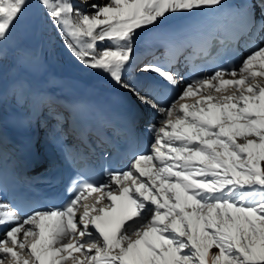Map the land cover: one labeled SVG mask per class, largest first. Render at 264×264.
Listing matches in <instances>:
<instances>
[{"label": "snow or ice", "instance_id": "1", "mask_svg": "<svg viewBox=\"0 0 264 264\" xmlns=\"http://www.w3.org/2000/svg\"><path fill=\"white\" fill-rule=\"evenodd\" d=\"M34 3L82 67L159 119L149 148L100 180L78 176L60 206L0 202V264H264V46L168 103L148 74L179 87L178 57L141 66L136 56L137 42L174 17L226 7L239 22L233 43L262 37L264 0H103L91 12L73 0ZM32 4L0 0V55ZM134 70L141 86L127 78Z\"/></svg>", "mask_w": 264, "mask_h": 264}, {"label": "bare ground", "instance_id": "2", "mask_svg": "<svg viewBox=\"0 0 264 264\" xmlns=\"http://www.w3.org/2000/svg\"><path fill=\"white\" fill-rule=\"evenodd\" d=\"M74 3L76 7H79L81 11L91 12L90 4L93 2H103V0H88V5H81L80 0ZM234 2V0H232ZM28 12L33 14L40 21L41 30L36 37V49L34 51H25L22 48L21 35L16 28L13 35L8 42L4 45L2 55H0V89L3 88L4 83L19 82L26 86V91L30 101L35 105H42L47 103L56 104L57 102H64L70 95L73 94V89L69 86L66 77H62L66 73L68 75L75 73L87 72L91 76V80L96 83H100L105 86L106 89H115L120 86L115 84L109 77L103 73H98L86 69L80 65L75 57L69 52L65 46L64 39L61 33L54 26L47 22L46 17L40 14L39 10L35 6L34 0L32 6H30ZM178 16L174 17L170 21L174 20ZM169 21V22H170ZM146 37L137 42L136 56L138 57V63L142 64L147 61H151L158 48L159 42L146 40ZM264 46V44H263ZM143 73L139 71H132L128 74V79L131 82H135L137 78L142 80ZM152 78L155 73L148 74ZM228 78V77H226ZM144 81L142 80V84ZM184 89V88H183ZM230 90V89H229ZM183 90H181L182 92ZM225 94L224 92L216 93L217 96ZM198 98V97H197ZM193 100H188L187 103H192ZM159 119L157 114L154 116H144L141 123V128L148 131L150 123H155ZM53 118L48 119L46 124ZM42 126L43 123H40ZM8 155H5V151H0L1 159H6ZM5 203V202H3ZM2 238V235H0Z\"/></svg>", "mask_w": 264, "mask_h": 264}, {"label": "water", "instance_id": "3", "mask_svg": "<svg viewBox=\"0 0 264 264\" xmlns=\"http://www.w3.org/2000/svg\"><path fill=\"white\" fill-rule=\"evenodd\" d=\"M40 26L41 25H39L38 19L30 12L26 14L24 20L20 25H18V28L23 36V45L25 49L35 48L34 37L39 33Z\"/></svg>", "mask_w": 264, "mask_h": 264}, {"label": "rangeland", "instance_id": "4", "mask_svg": "<svg viewBox=\"0 0 264 264\" xmlns=\"http://www.w3.org/2000/svg\"><path fill=\"white\" fill-rule=\"evenodd\" d=\"M230 91V90H229ZM194 100V99H196V98H190L189 100ZM186 102H188V100L186 101ZM85 202H87V203H91V198H89V200L88 201H85Z\"/></svg>", "mask_w": 264, "mask_h": 264}]
</instances>
